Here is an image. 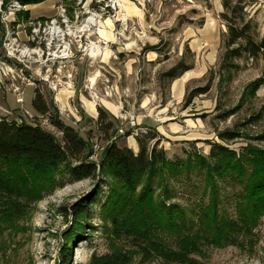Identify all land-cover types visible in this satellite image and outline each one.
<instances>
[{"label": "rangeland", "instance_id": "1", "mask_svg": "<svg viewBox=\"0 0 264 264\" xmlns=\"http://www.w3.org/2000/svg\"><path fill=\"white\" fill-rule=\"evenodd\" d=\"M15 2L19 1L0 0V119L38 124L61 139L49 116L32 106L39 90L51 106L50 114L57 112L65 125L89 139L97 157L113 136H124L118 144L129 147L142 127L157 135L150 146L159 140L158 148L173 161L185 160L190 153L208 156L214 143L238 154L244 149L264 153V141L258 140L264 134V85L254 96L248 91L251 83L264 78V61L243 57L233 61L239 67L222 68L228 31L221 17L223 0H46L14 15L8 9ZM243 4L244 18L260 40L264 0H243ZM62 9L72 26L67 38L72 53L65 62L54 63L46 54L50 30H41L39 44L31 42L30 36L38 22L47 26L54 18L61 20ZM25 10L29 17H19ZM93 16L99 27L85 28ZM13 46L21 52L12 54ZM39 46L44 54L29 50ZM94 47H99L95 57ZM179 64L190 68L186 81L182 80L185 74L177 79L168 75ZM207 86V93L188 102L196 89ZM62 91H67L64 107L57 101ZM90 102L97 109L93 118L84 115ZM99 108L108 114L104 125L113 123L110 139L101 131ZM130 116L137 118V129H131ZM226 131L240 137L222 140L219 136ZM193 179L198 187L195 193L179 186L174 199L189 213L202 199L203 182ZM98 184V180H83L60 187L44 178H30L34 198L21 199L7 215L0 213V264H62L67 249L71 256L67 255L66 264H162L158 258H145L134 236L118 233L111 220L103 221L100 207L105 187L91 205L86 224L76 225L65 214V209L96 191ZM222 186L225 192H233L227 184ZM203 200L207 205L208 199ZM135 210L132 205L120 208L118 222L124 229L141 223L159 238L173 237L174 233H164V220L150 207ZM219 216L238 220L235 202L223 203ZM196 227L201 229L198 223ZM202 233L197 239L206 243L200 254L192 256L202 263L264 264V215L243 230L238 245L211 244Z\"/></svg>", "mask_w": 264, "mask_h": 264}, {"label": "trees", "instance_id": "2", "mask_svg": "<svg viewBox=\"0 0 264 264\" xmlns=\"http://www.w3.org/2000/svg\"><path fill=\"white\" fill-rule=\"evenodd\" d=\"M18 1L26 7L42 4L46 0ZM223 6L221 17L228 31L222 68L231 71L239 67L233 61L243 57L264 61V36L258 40L254 26L245 20L243 0H223ZM21 14L29 17L28 10L19 12L18 16ZM189 70L179 64L168 75L177 79ZM263 85L264 78L251 83L248 87L250 95L254 96ZM208 91V86L196 89L188 102ZM32 106L37 113L49 116L51 124L62 136L58 139L38 124L0 119V213L3 211L4 215L16 208L21 199L30 202L34 198L30 178H44L60 187L66 182L98 180L97 190L65 209V214L71 216L76 225L86 224L91 205L101 188L105 187L106 197L100 207L103 221L107 223L111 220V227L118 233L134 236L141 243L142 255L158 258L162 264H204L192 257L200 254L202 245L206 243L197 239L201 232L204 231L202 235L211 244L238 245L243 230L264 215V153L261 151L244 149L238 154L214 143L208 156L190 153L185 160L173 161L163 149L158 148L159 140L150 146L157 135L152 134L151 129L142 127V132L135 135L139 146L138 152H135L118 144V139L124 136L118 138L109 134L113 123L104 125L108 114L99 108L101 131L107 139L112 138L101 156L97 157L89 139H84L73 127L65 125L57 112L54 116L50 114L51 106L39 90H35ZM219 137L233 141L240 136L237 132L226 131ZM258 140L264 141V134ZM194 177L203 182V186L199 187L202 199L196 205L198 209L195 207L189 213L174 199L179 186L195 193L198 187L193 184ZM222 184L230 186L233 192H225ZM205 198L208 199L207 205L203 202ZM229 201L235 202L238 220L219 216L221 205ZM126 205H132L137 212L150 207L164 220L161 228L164 233H174L173 237L169 238L170 241L159 238L152 234L149 227L136 221V224L126 225L124 229L118 220L120 208ZM197 223L200 230L195 228ZM67 250L62 264L70 259L67 256L70 249Z\"/></svg>", "mask_w": 264, "mask_h": 264}, {"label": "built area", "instance_id": "3", "mask_svg": "<svg viewBox=\"0 0 264 264\" xmlns=\"http://www.w3.org/2000/svg\"><path fill=\"white\" fill-rule=\"evenodd\" d=\"M24 9L23 6L19 4V2L13 3L9 7L10 14H14L15 12H18L20 10ZM59 17L61 20H58L56 18L52 19L49 25H43L41 22H38L34 28L32 29V33L30 36V41L34 43H40V32L43 29V32L46 33L47 29H49V35H50V41L49 44L46 46V54L48 55V61H54V63L59 62H65L71 57L72 53V42L70 39H67L70 37L69 35V25L70 20L68 16L66 15V11L64 9L61 10ZM71 26V25H70ZM93 26V25H91ZM56 28L57 31L55 34H51V29ZM80 38V37H79ZM39 50H36L38 49ZM38 48L29 49L32 54L39 55V53L44 54L45 52L41 49L39 46ZM54 48V49H53ZM9 50H12L11 53L15 54V52L19 51V48H15L14 46L10 48ZM10 52V51H9ZM21 52V51H19ZM31 54V55H32ZM129 125L131 129H137V118L135 116L129 117ZM123 134V131H120ZM97 156V155H96Z\"/></svg>", "mask_w": 264, "mask_h": 264}, {"label": "crops", "instance_id": "4", "mask_svg": "<svg viewBox=\"0 0 264 264\" xmlns=\"http://www.w3.org/2000/svg\"><path fill=\"white\" fill-rule=\"evenodd\" d=\"M187 73H185V75H186ZM189 74V73H188ZM184 75V76H185ZM183 76V77H184ZM182 77V80L183 81H186L187 79H189L191 76L190 75H188L187 76V78H183ZM67 94V91H62L61 92V95H60V97L58 98V102L60 103V105H62L63 107L66 105V102H65V95ZM89 111L88 112H85L84 111V115H86L87 117H94V116H92L93 114H97V109H96V107H95V105L94 104H92L91 102L89 103ZM102 107V106H101ZM105 108L107 107V106H104ZM106 109H108V108H106ZM109 111H111L110 109H109ZM111 113H113L112 111H111ZM133 151H135V152H138V150H139V146H138V143H137V141H136V139L135 138H133V140H132V142H131V144H130V146H129Z\"/></svg>", "mask_w": 264, "mask_h": 264}, {"label": "bare ground", "instance_id": "5", "mask_svg": "<svg viewBox=\"0 0 264 264\" xmlns=\"http://www.w3.org/2000/svg\"><path fill=\"white\" fill-rule=\"evenodd\" d=\"M98 23V21H97V16H93L91 19L89 18L86 22H85V28H87V29H89L90 27H91V25H93V26H97V28L99 27V25L97 24ZM72 28V26H69V29H71ZM57 31V29L56 28H52L51 29V34H55V32ZM70 35V34H69ZM96 48H99V47H94L93 49H92V55L95 57V56H97L98 55V53H99V51L97 52V50H96ZM90 51V50H89ZM101 51V50H100ZM25 52H28L29 53V51H24L23 52V54L25 53ZM29 55H30V53H29Z\"/></svg>", "mask_w": 264, "mask_h": 264}]
</instances>
